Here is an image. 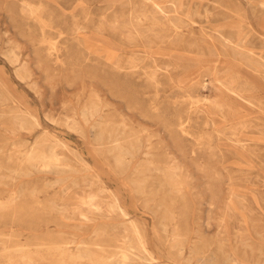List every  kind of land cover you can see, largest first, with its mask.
Returning <instances> with one entry per match:
<instances>
[{
	"label": "rangeland",
	"instance_id": "obj_1",
	"mask_svg": "<svg viewBox=\"0 0 264 264\" xmlns=\"http://www.w3.org/2000/svg\"><path fill=\"white\" fill-rule=\"evenodd\" d=\"M0 264H264V0H0Z\"/></svg>",
	"mask_w": 264,
	"mask_h": 264
},
{
	"label": "bare ground",
	"instance_id": "obj_2",
	"mask_svg": "<svg viewBox=\"0 0 264 264\" xmlns=\"http://www.w3.org/2000/svg\"><path fill=\"white\" fill-rule=\"evenodd\" d=\"M144 1V0H143ZM147 2H148V0H147ZM39 7H41V6H39ZM29 8V7H28ZM42 8V7H41ZM31 9V8H30ZM159 11V10H158ZM38 12V11H37ZM32 13L34 14V11L32 10ZM156 15V14H155ZM164 15V14H163ZM172 24V23H171ZM241 27H243V26H241ZM78 30V29H77ZM165 30V29H164ZM239 30V29H238ZM242 30V29H241ZM136 32V31H135ZM167 33V32H166ZM138 34V33H137ZM177 35V34H176ZM240 35V34H239ZM240 40V39H239ZM17 58V57H16ZM263 62V61H262ZM25 72V71H24ZM31 75V74H30ZM155 76V75H154ZM29 79V78H28ZM153 79H154V77H153ZM156 79V78H155ZM204 86V85H203ZM216 103V102H215ZM214 106V105H213ZM218 107V106H217ZM157 110V109H156ZM155 110V111H156ZM36 119V118H35ZM119 126V125H118ZM185 135V134H184ZM54 166V165H53ZM117 202V201H116ZM96 209V208H95ZM83 212H80V214H82ZM79 214V215H80ZM141 241V240H140ZM129 247V246H128ZM143 248L145 249V246L143 245ZM140 250V249H139ZM142 251V250H141ZM21 252V251H20ZM78 256V255H77ZM75 257V256H74ZM130 258H131V256H130ZM76 259V258H75ZM80 259V258H79ZM134 259V258H133ZM29 260V259H28ZM78 260V259H77ZM146 260V259H145ZM113 262V261H112ZM32 263V262H31Z\"/></svg>",
	"mask_w": 264,
	"mask_h": 264
}]
</instances>
